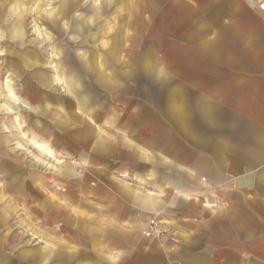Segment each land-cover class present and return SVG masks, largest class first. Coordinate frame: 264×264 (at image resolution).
Wrapping results in <instances>:
<instances>
[{
	"label": "crops",
	"instance_id": "0c3cea01",
	"mask_svg": "<svg viewBox=\"0 0 264 264\" xmlns=\"http://www.w3.org/2000/svg\"><path fill=\"white\" fill-rule=\"evenodd\" d=\"M100 1L94 32L88 36L93 44L76 59L79 66L82 55L101 58L104 66L96 75L81 65L80 74L68 75L70 87L78 82L80 95L65 93L75 104L86 100L84 108L74 111L80 118L91 115L96 123L92 154L85 160L89 172L79 173L78 163L61 177L53 173L55 180H75L78 196L93 198L87 204L92 212L86 219L79 217L87 226V237L79 239L83 250L77 264H264V15L256 6L260 0H250L253 9L245 0L195 5L205 11V19L197 18V28L204 22L205 31L175 32L172 44L161 35L159 52L173 51L174 59L160 62L154 78L143 77L141 106L110 108L104 124L95 119L104 90H113L131 76L130 39L118 38L131 22H119L140 14L144 6ZM111 18L115 22L103 42L101 32ZM139 63L144 69L151 64L146 55ZM11 171L18 174L14 165ZM49 205L46 227L53 228L55 213L62 233L67 205ZM152 222L163 235L145 236ZM63 242L47 231L44 246L7 255L10 244L1 239L0 264H15L14 256L18 264H64Z\"/></svg>",
	"mask_w": 264,
	"mask_h": 264
},
{
	"label": "rangeland",
	"instance_id": "374dc122",
	"mask_svg": "<svg viewBox=\"0 0 264 264\" xmlns=\"http://www.w3.org/2000/svg\"><path fill=\"white\" fill-rule=\"evenodd\" d=\"M237 1L229 0V3ZM245 1L246 5L252 8L250 0ZM124 3H129L130 8L138 9L139 3L144 6V11L140 14L135 13L119 22L124 23L129 19L131 22L126 32H118L119 41L123 36L130 39L127 44L130 49L131 76L122 78L121 84L113 90H104L106 97L101 98L102 105L95 118L99 124H104L109 119L110 108L123 111L141 106L139 94L143 77L154 78L160 62L174 59L173 51L159 52L161 35L166 37V42L170 41L172 44L175 32L205 31L207 28L204 22L197 28V18L205 19L206 14L205 11L195 8L197 4L204 6L208 3L207 0H124ZM67 4L69 8L72 7V11L68 20L70 26L65 30L62 25L56 27L58 23H51L47 14L52 12L57 16L60 9ZM16 5L23 9L25 37L22 41L12 38V30L17 21V13L14 11ZM94 7L93 0H0V256L1 239H7L10 244L5 248L7 255L14 252L16 254L23 248L44 246L47 231L49 235L64 241V264H77L79 250H83L81 241L87 237V226L83 221L79 222V217L86 219L88 213L92 212V209L87 208V204L92 203L93 198L78 196L79 184L75 180H55L53 173L57 172L61 177L60 170L72 169L74 164L80 163L77 170L86 175L89 171L85 168V160L90 159L92 152L89 149L92 144L76 143L69 137L72 131L71 125L68 124H71L72 115L81 117L80 112L68 111L67 116L52 106L57 101H64L68 106L75 105L64 93L61 84L53 83V86L47 89L39 84L37 78L41 74L47 75L50 80H53L57 73H67L70 76L80 74L76 58L79 53L85 54L87 46L93 44L92 38L88 36L89 32H94V22L89 24L88 29L75 32V21L79 16L85 18L92 15ZM38 11L43 17L38 15ZM212 13L213 11L210 12ZM116 21L118 22V18ZM114 22L111 18L101 32L103 42L107 41L106 33ZM38 28L50 36H41ZM77 34L78 39L73 40ZM119 45L122 46L123 42ZM52 51L61 54L57 58L53 56ZM145 55L151 64L144 69L139 66V62ZM35 60L40 61L41 65L30 67L29 63ZM47 63L51 65L47 66ZM7 86L11 87L16 96L28 103L31 94L35 93L38 104L48 105L39 111L18 107L9 112L5 108L7 100H10ZM33 140L48 144L53 155L34 146ZM19 143L23 148H19ZM64 152H68L69 156ZM60 153L69 157L67 164H63ZM13 165L18 172L16 176L11 171ZM87 188L93 189L90 182H87ZM64 189L66 192H63ZM53 193L65 197L68 204ZM49 202L56 207L67 205L62 233L59 232L55 213L51 214L53 228L46 227L44 218L51 205ZM89 225L92 228V223ZM12 258V262L18 264L15 256Z\"/></svg>",
	"mask_w": 264,
	"mask_h": 264
},
{
	"label": "bare ground",
	"instance_id": "6f19581e",
	"mask_svg": "<svg viewBox=\"0 0 264 264\" xmlns=\"http://www.w3.org/2000/svg\"><path fill=\"white\" fill-rule=\"evenodd\" d=\"M100 2H101L100 0H93V3H94L95 6H97V9H96V12L94 10L92 15H90L89 17H85V18H82L81 16L77 17V19L75 21V28H74L75 32H82L85 29L89 28V26H90L89 24L91 22L92 23L94 22V17H95L94 14L95 13L98 14L100 12V6H101ZM259 4H263L264 5V3H259ZM14 11H15V13H17V21H16V23H15V25L13 27V30H12V34H13L12 38L22 41L23 38L25 37V30H24L23 20H22L23 19L22 18L23 9L20 6L16 5L14 7ZM71 11H72V7L69 8L68 4H67L66 6H63L60 9V12L57 14V16L53 15L54 13L52 14V12H49L47 15H49V17H50L49 21L51 23H53V24L54 23H58L56 25V27H60L62 25V28L67 30V28L70 26V23H69L68 20H70L69 18H70ZM37 13H38V15L40 17H43V14L41 12L38 11ZM38 33H40L41 36H44V37L50 36L47 32L43 33V30L40 29V28H38ZM78 37H79V34H77L75 37H73V40H77ZM52 54H53V56L58 58V56L61 53L57 54V53L53 52ZM81 58H82V60H81V62H79V66H77V70L78 71L80 70L81 65H82L83 68L86 69L85 71H89V69H90L92 72L101 71L103 66H104L103 60L101 58H99L98 61L95 58H91V56L89 57V56L82 55ZM38 65H41V63H40V61H37V60L29 63L30 67H36ZM49 65H51V64L47 63V66H49ZM66 74L67 73H64V74L57 73V75L55 76V78L53 80H50L49 77H47V75L41 74V75L38 76L37 79H38L39 84L42 87L47 88V89L51 88L53 86V83H60L61 86L64 89V93H69L73 97L78 98V96L80 95L79 93L81 91L80 90L81 88L79 87L78 82H77V85H76L75 88L70 87L69 84H68V80H69L68 79V74L67 75ZM96 75H98V72L96 73ZM7 88L9 90L8 91L9 92L8 93V98L10 100H7V104H5V108H7V110L9 112L15 111L18 107H23V108H26V109L39 111V110L43 109L45 107V105L47 106V104H48L47 103L44 106L38 104L37 101H36L35 93L33 95L31 94L30 103H28L25 99L16 96L14 94V91L11 89L10 86H7ZM86 103H87V101L83 100L81 102L77 101L74 106H70V105L68 106L67 104H65L64 101H57V103H55V104L52 103L53 104L52 106H54L58 110H61V112H63L64 114H67V113H69L68 111H73L75 109L80 111L79 109H82V107L84 108ZM82 114L86 116V114H84V113H82ZM68 115L69 114H67V116ZM16 120L18 121L19 118H16ZM68 125H71V129L70 130L72 131L70 133L69 137L74 142H76V143H87L88 142V143L92 144L91 147L94 146L93 142H94V137H96V135L94 134L95 130H93V128L96 127V123H95L93 117H91V115L90 116H86L84 118L83 117L80 118L79 116L76 117V116L72 115L71 124H68ZM79 125L80 126L83 125V126L79 129L78 128ZM17 127L19 128L20 126L18 125ZM78 129H79V131H78ZM103 132L101 134H103ZM99 136H100V134H99ZM32 143H33L34 146H37L40 150H42L44 152H47L49 155H53V151H52V149L50 148V146L48 144L40 143V142H38L36 140H33ZM18 146H19V148H23V145L21 143H19ZM91 147H90V150H91ZM60 155H61L63 164H67V162L70 160L69 157L67 155H64L63 153H60ZM64 170H60L59 174L61 176H62V174H64ZM9 190H10V188H9Z\"/></svg>",
	"mask_w": 264,
	"mask_h": 264
},
{
	"label": "built area",
	"instance_id": "2783aa9c",
	"mask_svg": "<svg viewBox=\"0 0 264 264\" xmlns=\"http://www.w3.org/2000/svg\"><path fill=\"white\" fill-rule=\"evenodd\" d=\"M259 10L264 14V5L263 4H259L258 5ZM164 232H159V230L157 229V225L152 222L149 227L147 228V230L144 232L145 236L147 237H152V236H160L163 235Z\"/></svg>",
	"mask_w": 264,
	"mask_h": 264
}]
</instances>
